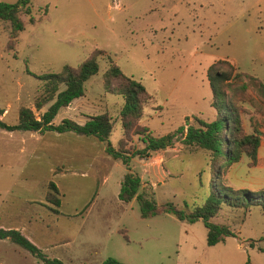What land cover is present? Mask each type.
I'll use <instances>...</instances> for the list:
<instances>
[{"label":"rangeland","instance_id":"obj_1","mask_svg":"<svg viewBox=\"0 0 264 264\" xmlns=\"http://www.w3.org/2000/svg\"><path fill=\"white\" fill-rule=\"evenodd\" d=\"M28 1L36 21L28 24L22 16L25 28L14 49L7 45L10 25L0 21V110L6 126L17 124L21 106L38 117L51 104L40 112L34 109L42 86L38 76L59 73L64 65L77 67L95 51H101L97 75L86 82L84 96L59 111L54 122L78 123L105 113L112 122L109 143L115 148L123 137V102L103 89L102 74L111 62L150 96L137 125L152 137L192 124L194 117L214 119L206 71L216 61L227 60L264 82V0ZM242 107L245 132L257 128L264 140V116L249 103ZM56 134L0 129V229L19 231L46 258L62 264H101L107 258L123 264H264V213L259 208L222 206L210 222L227 227L231 236L209 247L201 221L180 222L164 213L141 219L137 201L120 202L117 195L128 171L105 155L104 143ZM139 138L128 136L130 154L141 149ZM73 149L75 157L68 153ZM32 150L39 153L30 158ZM54 150L65 154L59 157ZM258 156L252 168L246 156L233 166L230 188L264 191V149ZM205 160L201 153L184 150L178 136L164 151L132 158L129 172L140 177L142 194L157 207L184 209L187 204L190 209L200 204L195 200L208 183L202 173ZM62 166L65 175L57 176ZM50 182L59 188L62 214L47 202ZM0 264L43 263L0 240Z\"/></svg>","mask_w":264,"mask_h":264},{"label":"trees","instance_id":"obj_2","mask_svg":"<svg viewBox=\"0 0 264 264\" xmlns=\"http://www.w3.org/2000/svg\"><path fill=\"white\" fill-rule=\"evenodd\" d=\"M46 11L44 9L42 16L46 15ZM32 12L33 5L28 0H19L15 4L0 2V21L10 25L8 49H14L19 33L25 28L22 16L28 17V24L35 23L36 19ZM100 53L101 51L93 52L77 67L64 65L59 73L38 76L37 79L42 86L39 95L34 100V109L40 112L44 106L51 103L49 107L36 117L32 109L21 106L18 109L15 126H6L1 121L3 110H0V129L8 132L21 131L38 134L72 133L97 139L105 144V155L115 161H120L128 171L123 176L117 195L120 202L137 201L141 219H149L164 213L180 222L201 221L207 230L206 244L209 247L231 236L227 227L210 222L222 206L244 211L259 208L264 213V191L233 190L225 185V177L230 167L238 163L243 156L249 158V167L252 168L257 163L261 134L257 128H253L250 134L245 132L242 124V113L244 112L242 106L245 102L249 103L257 113L264 116V82L238 71L227 60L216 61L206 71L212 95L210 106L215 112L214 119L206 122L194 117L192 124L185 123L173 133L152 137L146 134L145 129L137 125L150 96L140 82L125 76L111 62L102 74L103 89L106 93L120 96L123 102L119 113L123 137L118 141V147L115 148L109 143L112 122L105 113L88 117L82 125L70 119H62L59 124L54 123L59 111L84 96L86 82L99 71L97 58ZM248 91L251 95L247 93ZM185 121L187 122L188 118H185ZM135 133L140 137L142 147L130 154L126 149V142L128 136ZM178 136H180V143L184 150L201 153L206 158L207 169H202V173L207 174L208 183L203 190V196L195 200L200 203L199 205L189 209L190 206L184 204V209H179L172 204H165L159 208L142 194L141 179L138 175L129 172V164L134 157L146 159L152 154L172 147ZM48 189L47 202L58 208L60 206L59 190L52 182L48 184ZM0 240H8L18 245L43 264H62L57 259L46 258L27 237L17 230L0 229ZM101 264L123 263L107 258Z\"/></svg>","mask_w":264,"mask_h":264},{"label":"crops","instance_id":"obj_3","mask_svg":"<svg viewBox=\"0 0 264 264\" xmlns=\"http://www.w3.org/2000/svg\"><path fill=\"white\" fill-rule=\"evenodd\" d=\"M84 122H85V120H83V121H80V122H78L79 124H84ZM55 123V122H54ZM66 133H64V134H56V135H58V136H61V135H65ZM262 149H264V140H262V137H261V139H260V146H259V149H258V154H257V164H258V162H259V153H260V151H262ZM28 153V156L31 158V157H36L37 156V154L39 153V150H32V152H27ZM53 153H55V155H59V157H61L62 155H64L65 153L63 152V151H61V150H58V151H53ZM68 153L69 154H71V156H73V157H75V155H76V153H78V151H76L75 149H73V150H71V151H68ZM104 155V154H103ZM71 161V160H70ZM234 165H236V164H234ZM234 165H232L231 167H230V169H229V171H228V173H227V182H228V184H229V187H233L232 185H231V183H230V177H231V171H232V168H233V166ZM91 165L89 164V167H90ZM91 168H92V166H91ZM100 168H101V170H103L104 171V166L101 164L100 165ZM58 172V175L57 176H61V177H63L64 175H65V171H64V167L62 166V169L60 170V171H57ZM69 173H72V174H75L74 172H70L69 171ZM88 176H90V175H88ZM96 176V174H94V177ZM56 186V185H55ZM57 187V186H56ZM144 187V184H143V182H141V188H143ZM57 189L59 190V188L57 187ZM133 201H135V200H133ZM133 201H131V202H133ZM130 202V203H131ZM59 208V207H58ZM58 208H51V209H53V210H56L57 212H58V214H60L61 212H60V210L58 209ZM62 214V213H61Z\"/></svg>","mask_w":264,"mask_h":264}]
</instances>
